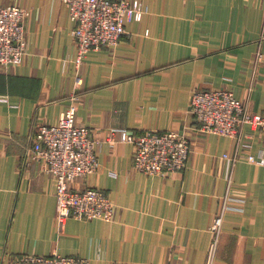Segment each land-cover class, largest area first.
I'll return each mask as SVG.
<instances>
[{
  "label": "crops",
  "instance_id": "obj_1",
  "mask_svg": "<svg viewBox=\"0 0 264 264\" xmlns=\"http://www.w3.org/2000/svg\"><path fill=\"white\" fill-rule=\"evenodd\" d=\"M138 1L148 10L142 20L78 69L60 0H0L27 12L23 61L0 67V264L54 254L88 264H207L209 227L221 213L212 264H264V164L244 158L264 162V135L249 127L239 140L201 134L190 113L194 91L226 89L264 114V0ZM70 104L99 164L70 187L105 192L110 222L58 223L51 176L25 159L37 125L56 124ZM120 131L184 135L186 167L164 177L136 172Z\"/></svg>",
  "mask_w": 264,
  "mask_h": 264
},
{
  "label": "built area",
  "instance_id": "obj_2",
  "mask_svg": "<svg viewBox=\"0 0 264 264\" xmlns=\"http://www.w3.org/2000/svg\"><path fill=\"white\" fill-rule=\"evenodd\" d=\"M73 24L71 37L75 47L74 63L79 69L90 51L113 49L126 34L125 25L140 22L148 10L138 0H60ZM27 12L17 6L0 5V67L17 66L26 51L23 23ZM81 85V79H76ZM76 106L70 104L54 125H37L27 148L25 159L40 163L41 170L51 176L56 200V220L68 219L110 222L114 207L105 192L96 188L73 189L70 183L85 178L99 168L95 155L96 142L90 131L76 124ZM190 113L201 134L239 140L242 129L249 127L264 135V114H250L247 105L237 100L230 90L194 91ZM120 141L133 147L132 167L147 177H164L186 167L190 141L177 132L144 131L140 134L120 131ZM228 159L227 155H223ZM248 163L263 165L251 155ZM232 163L239 159L230 158ZM222 226V213L214 217L209 230L212 241L207 264L214 257ZM10 264H88L85 259L51 255H19Z\"/></svg>",
  "mask_w": 264,
  "mask_h": 264
},
{
  "label": "rangeland",
  "instance_id": "obj_3",
  "mask_svg": "<svg viewBox=\"0 0 264 264\" xmlns=\"http://www.w3.org/2000/svg\"><path fill=\"white\" fill-rule=\"evenodd\" d=\"M17 7H18V6H17ZM18 8H21V7H18ZM204 91H206V90H204ZM209 247H210V245L208 246V250H209ZM208 250H207V251H208ZM212 262H213V259H212V261H211V264H212Z\"/></svg>",
  "mask_w": 264,
  "mask_h": 264
}]
</instances>
